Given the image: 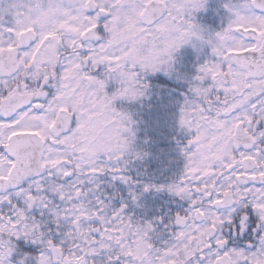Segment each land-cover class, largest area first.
I'll return each mask as SVG.
<instances>
[{
    "label": "snow or ice",
    "instance_id": "obj_1",
    "mask_svg": "<svg viewBox=\"0 0 264 264\" xmlns=\"http://www.w3.org/2000/svg\"><path fill=\"white\" fill-rule=\"evenodd\" d=\"M151 4L144 0L141 16ZM203 5L200 0L195 7ZM46 7L51 12L63 5L36 0L27 20L0 7V203L6 202L0 230L5 212L15 237L33 206L52 212L67 229L61 240L47 238L36 218L29 221L47 245L39 264H90L87 257L101 249L114 264H253L264 256V0H250L235 13L217 33L215 59L198 66L190 91L204 99L185 100L180 109L179 123L191 132L189 148L182 176L167 186L188 207L175 214L176 230L161 246L152 242V223L135 227L124 205L109 210L103 200L90 199L94 177L118 172L122 156L98 143L97 129L116 94L98 102L89 91L103 87L93 65L128 55L99 51L100 37L92 35L107 29L116 5L84 0L78 10L83 26L74 23L77 15L58 28ZM157 30L166 27L157 24ZM181 43L182 37L166 40L155 56ZM49 194L63 207H54ZM249 209L256 214L254 228L233 241L232 232L249 227ZM4 258L0 253V264Z\"/></svg>",
    "mask_w": 264,
    "mask_h": 264
},
{
    "label": "clouds",
    "instance_id": "obj_2",
    "mask_svg": "<svg viewBox=\"0 0 264 264\" xmlns=\"http://www.w3.org/2000/svg\"><path fill=\"white\" fill-rule=\"evenodd\" d=\"M47 6L49 0H43ZM97 4L107 3L110 8L113 4L116 5L112 11V16L108 21L107 29L102 33H92V35L100 37V45H97L99 51L107 49V54L122 55L124 51L128 52L127 57L121 58L118 63L109 65L107 62L97 67L93 65L90 71L95 74V80L103 81V87L96 85L90 89L93 99L99 101H107L108 98L116 94V98L108 104L105 115L102 117L104 123L97 129L99 140L98 143L107 144L112 150L118 151L121 155L127 153L133 144L134 130L133 119L129 111L125 108H118L114 101L117 98L126 100H135L144 94L147 88V82L143 80L146 72H154L160 68H171L173 52L177 48H172L163 56L156 57L158 46L162 45L166 40L182 37V44L188 42L192 37H196L211 47L218 45L220 40L217 38V33L224 32L229 25L236 19L235 13L240 12L239 8L233 11L232 17L219 31L204 34L205 30L195 23L191 17L193 11L197 9L195 5L200 3V0H152L150 7L144 9L145 15L141 16V5L144 0H95ZM36 0H0V7L9 9L13 19L22 18L27 20L29 13L35 7ZM53 5L62 4L63 7L53 11L45 12L55 16L54 28H58L61 23H66L73 19L74 16H81L74 23L77 26L82 25V13L78 10L83 7L84 0H52ZM250 3V0H243V5ZM121 5H129L121 7ZM175 18V23H173ZM155 21V23H150ZM157 24L164 25L166 31H158ZM145 28V33L141 34L139 29ZM151 33L150 36H145ZM208 59L205 61H211ZM99 69V71H97ZM112 82L114 87L111 92L106 90V85ZM88 82H85L84 87L87 88ZM120 93L124 95L121 96ZM204 97L193 95L191 103L198 104ZM185 103V102H184ZM183 106V105H182ZM110 210V209H109ZM10 211V210H9ZM55 218V217H53ZM29 220L24 221L20 225L19 234L25 239H34L37 242L41 241V232L39 229L35 233L32 231V225ZM135 227H140L141 223L138 219H132ZM5 226L0 230V253L7 257L14 249L13 237H15L16 229L12 228L7 221V212H5ZM69 246L71 240H69ZM47 247L42 243L43 250ZM24 255H29L25 253ZM58 255H54L53 259H58ZM37 264L40 262V255L35 257ZM257 260H264V256L254 258L253 264ZM22 262V258H21Z\"/></svg>",
    "mask_w": 264,
    "mask_h": 264
},
{
    "label": "trees",
    "instance_id": "obj_3",
    "mask_svg": "<svg viewBox=\"0 0 264 264\" xmlns=\"http://www.w3.org/2000/svg\"><path fill=\"white\" fill-rule=\"evenodd\" d=\"M205 1L204 9L193 14L191 19L205 30L204 34H209L216 32L225 21L219 16V0ZM208 59H213L210 45L193 38L173 54L172 66L166 72L156 70L144 74L143 80L148 86L142 96L115 103L118 108L127 109L134 121L132 148L124 154L129 180H134L136 160L141 157L148 167L153 166L158 192L166 189L163 184L166 179L174 180L172 176L178 172L177 167L183 163V157L171 141L179 140L176 127L180 109L185 100L192 99L190 87L195 83L193 78L197 75L198 66ZM112 90L107 89L109 92Z\"/></svg>",
    "mask_w": 264,
    "mask_h": 264
},
{
    "label": "flooded vegetation",
    "instance_id": "obj_4",
    "mask_svg": "<svg viewBox=\"0 0 264 264\" xmlns=\"http://www.w3.org/2000/svg\"><path fill=\"white\" fill-rule=\"evenodd\" d=\"M232 2L233 5L230 7L233 11L237 8L241 11L244 10L243 0H232ZM235 4L240 5L237 6ZM233 11H230L229 8L226 22L216 31H219L226 26L227 22L233 15ZM212 56V60H214L215 56L213 53ZM97 71H99V69H97ZM176 130L181 142L178 143L174 140L171 144L172 146L181 149L183 163L178 165V172L172 176L174 179L173 181L169 178L163 182L166 188L165 190L157 191V179L153 166L150 165V167H148L142 157L136 160L137 163L135 164L136 172L134 174V180H121V176L127 177L125 174V158L123 154L117 162L119 165L118 172L106 170L105 172L98 173L94 177L96 190L90 197V199L93 200L96 198L103 200L109 205V209L118 208L121 205H124L123 212L131 219H138L141 224L145 222L152 223L154 229L151 233L152 242L156 246H161L163 242L170 237L172 231L176 230L177 226L174 224L175 214L188 207V201L186 199H181L174 192H170L167 187L168 185L177 182L184 172L186 160L183 151L188 150L189 146L187 145V141L191 136L190 130L181 126L180 123L177 124ZM145 185H150V187L145 189ZM13 192L14 190L11 188L7 190V193ZM133 196L135 198H133ZM48 198L54 207H63V204L58 199L54 198V195H49ZM5 207L6 202L0 203V210H4ZM28 215L40 221L41 230L45 233L47 238L56 240H61L63 238V232L67 229L64 224L57 223L56 218H53L54 215L52 212L33 206V208L29 209ZM255 220L256 214L249 209V227H246L243 232H232V240L235 241L237 238L242 240L249 232V228H254L253 222ZM224 231L228 232L229 229L225 228ZM251 234L253 239H255L254 230ZM98 238L99 237H97V239ZM11 239L14 241V249L4 258L3 264H37L35 257L44 251L41 241L37 242L34 239H25L23 236L13 237ZM25 253H29V255H24ZM87 259L90 264H114V262L107 259V254L103 249L97 253L91 254Z\"/></svg>",
    "mask_w": 264,
    "mask_h": 264
},
{
    "label": "rangeland",
    "instance_id": "obj_5",
    "mask_svg": "<svg viewBox=\"0 0 264 264\" xmlns=\"http://www.w3.org/2000/svg\"><path fill=\"white\" fill-rule=\"evenodd\" d=\"M205 3H206V1L204 0V5H203V7L198 8V9H195V10L193 11V14H196V13L202 11V10L204 9V7H205ZM217 5H218V9H219V11H220V15H221L222 20L226 22L227 14H229V8H230L229 6L233 5L232 0H225V1H223V0H219V1L217 2ZM235 5L238 6V5H240V4H235ZM193 14H192V19H193V17H194ZM193 38L196 39V37H192L188 42H186V43L180 45L179 47H183V46L187 45L188 43H190V41H191ZM179 47H178V48H179ZM178 48H177V49H178ZM175 51H176V50H175ZM157 71L166 72V70H165L164 68L157 69ZM109 83H111L110 85L113 84L112 82H109ZM109 83L106 85V88H107L108 86H110ZM118 99H120V98H117V99L114 101V104L116 103V101H117ZM122 99H123V98H122ZM124 100H126V99H124ZM129 152H130V150H129L127 153H125V154H128Z\"/></svg>",
    "mask_w": 264,
    "mask_h": 264
}]
</instances>
